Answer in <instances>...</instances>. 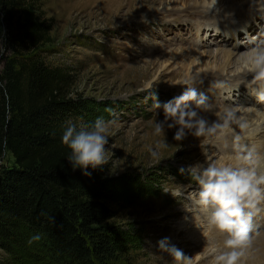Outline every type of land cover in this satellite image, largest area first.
<instances>
[{
	"label": "rangeland",
	"instance_id": "obj_1",
	"mask_svg": "<svg viewBox=\"0 0 264 264\" xmlns=\"http://www.w3.org/2000/svg\"><path fill=\"white\" fill-rule=\"evenodd\" d=\"M73 1L41 0L44 16L52 17L54 22L50 31L51 42L37 53L47 65L61 67L70 75L68 96L83 102L81 111L73 119L79 130L89 129L98 117L106 122L115 120L109 125V142L105 145L107 161L104 165L105 178L110 184L108 203L115 212L112 222L119 226L125 238L120 243V255L126 264H175L174 258L157 246L158 240L168 237L179 242V246L188 247V250L181 251L192 264L201 260L214 264L215 256L225 251L227 235L220 238L223 245L221 243L216 251L213 248L211 252L214 254L206 257L210 247L203 246L201 242L210 237L212 226L196 203L201 186L195 176L209 164L227 165L226 157L247 152L212 148L213 158L206 155L196 162L190 160V154L180 150L182 146H178L174 134L167 128L164 137L153 135L154 122L163 119V111L152 109L150 93L155 91L162 103L176 96L169 90L171 82L162 83L166 78H162L160 72L167 61L152 71L144 85L135 81L154 57L161 54L174 57L177 53L183 54L184 49L196 46V35L190 37L187 27L181 24V18L173 16H165L166 22L161 25L157 22L142 25L120 12L113 23H101L86 5L75 7ZM261 15L262 19L257 22V17H254L257 30H250L247 35L241 32L237 40L228 37L223 43L211 42L205 48L214 52L216 49L231 48L238 56L248 52L250 45L247 44V37L264 32V13L261 12ZM235 65L237 67L231 68L232 71L239 65L244 68V60L238 59ZM247 81L236 84V87L243 90V95L247 94V88L253 90L248 97L246 95L250 98L260 85ZM149 82L153 83V88L145 90L144 86ZM206 95L205 92L203 96ZM237 98L230 95L231 101L225 106L241 107ZM253 101L243 102L242 107L252 112H264V102L258 104ZM262 141L258 152L255 147L251 149L258 160L264 155ZM157 142L167 145L159 149L158 159L150 153ZM12 162L13 157L6 150L0 166ZM193 168L196 169L195 175L191 170ZM261 187L264 188V185ZM177 190L180 194L173 195ZM257 207L260 211L252 218L255 226L249 233L251 246L246 247L249 251L254 245L259 246V240L264 237V201ZM190 229L200 231L192 238L194 241H187V237L194 235L189 234ZM31 237L23 240L22 248H15L12 253L0 248V264H57L36 247L35 241L29 243Z\"/></svg>",
	"mask_w": 264,
	"mask_h": 264
},
{
	"label": "trees",
	"instance_id": "obj_2",
	"mask_svg": "<svg viewBox=\"0 0 264 264\" xmlns=\"http://www.w3.org/2000/svg\"><path fill=\"white\" fill-rule=\"evenodd\" d=\"M54 19L41 0H0V248L12 253L29 236L57 264H126L123 231L112 222L103 164L73 169L61 143L83 107L68 96L70 75L38 51Z\"/></svg>",
	"mask_w": 264,
	"mask_h": 264
},
{
	"label": "bare ground",
	"instance_id": "obj_3",
	"mask_svg": "<svg viewBox=\"0 0 264 264\" xmlns=\"http://www.w3.org/2000/svg\"><path fill=\"white\" fill-rule=\"evenodd\" d=\"M73 2H75V7L86 5L95 19L105 24L113 23L118 18L120 12H123V15L133 17L137 24L142 25L146 23L150 25L154 22H157V25H161L163 21L166 22L164 20L165 16L180 17L181 24L187 27L186 29L190 32V37L192 34L196 35L198 39L197 45L184 49L183 54L177 53L174 57L168 54L156 56L158 60L154 57L150 63H147L146 68L144 66L145 69L140 72L135 81L141 86L144 85L149 80L152 71H155L160 63L167 61L160 74L162 78H166L162 83H172L169 86V90L175 92L176 94L174 95H181L188 87L193 88L198 96L204 95L205 92L207 93L205 96L207 98L206 103L210 105V108L205 110L197 108L194 104L192 105L193 109L197 112L196 119H204L207 122V126L211 127L214 123H223L218 114H223L226 108L235 110V120L239 121V123H230L231 128H228L223 134L217 133L207 138L204 136L197 137L192 134L195 129H185L186 136L181 141H178V146H182L180 150L191 155H189L190 160L196 162L206 155H211V158H213V149L248 152L255 147L256 151H259L260 141H264L262 139L264 137V112L259 113L246 110L242 107V104L251 100L259 104L261 101L257 99V95L255 94L261 89H256L253 92V96L247 98L250 91L253 90L247 88L246 92L248 95L245 92L246 97V95H243V90L240 91L236 87V84L246 82V80H249L247 83H250L253 74L247 72L241 65H239L238 69L233 71L231 69L236 66L235 64L238 62V59L241 58L245 61L247 52L245 51L238 56L237 52L231 48L216 49L214 52L205 47H209L211 42H226L228 37L237 40L241 32L247 35L250 30H257L255 23L263 17L260 10H264V0H255V5L252 3V0H219L218 7L221 10L219 15H205L203 9L200 7L203 0H74ZM85 13L87 15V12ZM254 17H257L255 19L256 22L254 21ZM216 25H219V27ZM192 29L193 32H191ZM236 55L237 58H235ZM183 79H189L191 81L190 85L176 82ZM158 83L160 81L156 84ZM230 95L238 97L237 103L241 107L225 106L226 102L231 101L229 99ZM243 96L244 98H242ZM240 123H244L247 126L241 128ZM168 131L174 134L176 128L168 129ZM262 156L256 168L258 176L264 175V155L262 154ZM226 158L228 159L227 165L236 163V156ZM201 212H203L205 218L206 215H209L203 209ZM196 223H199V221ZM251 224L252 229L254 223L252 222ZM191 230H189V234L194 235H192L193 237H187V241H194L192 238L200 233L198 230ZM210 234V237L205 238L201 242L203 246L210 247L207 252L205 251L206 257L214 254L211 250L215 248L216 251L223 242L220 238L226 235L213 226ZM259 242V246L254 245L251 248L252 250L250 249L251 251L246 247L237 249L243 252L239 264H264V237ZM169 244L175 245L179 250H188V247L183 248L184 246H179V242L177 243V241H173L172 239H169ZM225 251H231V249L225 248ZM248 252L249 255L247 254ZM168 254L170 255V253ZM202 261H199L197 264H208Z\"/></svg>",
	"mask_w": 264,
	"mask_h": 264
},
{
	"label": "clouds",
	"instance_id": "obj_4",
	"mask_svg": "<svg viewBox=\"0 0 264 264\" xmlns=\"http://www.w3.org/2000/svg\"><path fill=\"white\" fill-rule=\"evenodd\" d=\"M219 0H203L200 7L205 15H219ZM255 5V0H252ZM264 13V10H260ZM247 44L250 45L244 68L252 73V82L259 83L260 91L256 94L259 101L264 102V32L247 37ZM184 85H190L189 79L176 81ZM153 88L149 82L144 86L145 90ZM153 100L152 109H162L163 119L154 122L153 135L161 137L165 135V129L176 128L174 139L181 141L185 138V129L195 131L194 136L205 138L214 136L217 133L223 134L235 120V110L226 108L223 114H218L223 123H214L207 126L204 119H196L197 108L207 110L210 105L206 103V97L198 96L197 92L188 87L181 95L172 97L166 102L157 98L156 92L150 93ZM115 120L105 121L98 117L89 129L76 130L75 125H69L61 137V143L71 150L68 159L73 169L83 170L85 176H91L87 171L89 168L96 169L106 163L105 145L108 144L109 125ZM178 126V127H177ZM247 125L240 123L241 128ZM239 139V137H237ZM165 143L157 142L155 149H150L153 158H159V149L166 147ZM259 160L254 156V150L246 154H237L236 163L233 165L209 164L202 173L196 175L201 188L196 203L203 210L209 213L208 222L221 233L227 235L224 247L231 251H222L215 256L214 264H239L243 249L251 244L250 230L253 216L260 211L257 205L264 201V175H257L256 168ZM195 175L196 169H191ZM184 171L183 168L180 169ZM179 190L173 195H179ZM39 235L31 237L29 243L38 241ZM157 246L162 251H167L174 258L175 264H192L191 260L184 253L169 244V238L164 237L158 240Z\"/></svg>",
	"mask_w": 264,
	"mask_h": 264
}]
</instances>
